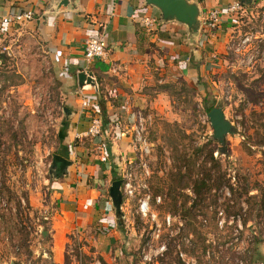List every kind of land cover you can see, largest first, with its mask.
Returning <instances> with one entry per match:
<instances>
[{
	"label": "rangeland",
	"instance_id": "1",
	"mask_svg": "<svg viewBox=\"0 0 264 264\" xmlns=\"http://www.w3.org/2000/svg\"><path fill=\"white\" fill-rule=\"evenodd\" d=\"M242 9L222 33L223 41L246 31L256 36L247 67L205 41L187 73L170 69L152 82L157 104L147 111L151 121L143 135L149 153H132L111 176L134 173L132 194L122 195V217L115 218L123 232L106 259L93 253L98 249L84 230L57 227L52 235L56 178L48 169L62 145L57 133L66 102L38 37L20 24L1 31L0 264H264V5L255 0ZM203 96L233 125L223 153L211 139ZM208 148L219 164L214 176L222 179L195 197L190 178ZM144 198L145 214L139 210Z\"/></svg>",
	"mask_w": 264,
	"mask_h": 264
},
{
	"label": "crops",
	"instance_id": "2",
	"mask_svg": "<svg viewBox=\"0 0 264 264\" xmlns=\"http://www.w3.org/2000/svg\"><path fill=\"white\" fill-rule=\"evenodd\" d=\"M188 1L197 3L201 19L206 9L230 0ZM15 7L33 12V19L20 25L31 31L29 35L35 34L44 46L50 65L56 70L59 95L67 105L60 106L64 118L58 133L63 128V153L58 154L67 158L66 153H71L67 158L70 165L64 175L52 182L56 206L50 213V230L54 237L57 227L66 232L84 230L85 240L98 249L93 253L106 259L111 244L123 232L107 196L109 180L123 160L133 158L129 116L118 107L119 99L129 97L131 107L143 111L155 108L157 102L149 93L152 82L161 81L163 73L170 69L180 68L187 73L205 41H215L214 48L219 53L227 34L222 33L223 28L230 19L214 32L201 24L197 32H192L176 20H161L158 9L145 4V0H0V18ZM145 13L159 19L150 32L139 23ZM4 29L0 23V35ZM98 33L106 44V56L87 61L82 56L83 41ZM78 72L90 76L93 84L79 86ZM102 103L104 124L99 111ZM90 114L101 119L102 132L98 137L85 134ZM113 114L121 119L109 123L107 119ZM117 251L120 252L113 250L114 255Z\"/></svg>",
	"mask_w": 264,
	"mask_h": 264
},
{
	"label": "built area",
	"instance_id": "3",
	"mask_svg": "<svg viewBox=\"0 0 264 264\" xmlns=\"http://www.w3.org/2000/svg\"><path fill=\"white\" fill-rule=\"evenodd\" d=\"M243 4L239 0H230L224 5H214L211 8L206 9L201 15V27L207 30L216 29L222 22L232 19V16L242 9ZM260 17L264 21V9L260 12ZM33 19V12L30 9L21 7H15L9 13L3 15L0 18V23L6 28L7 26H15L25 22H29ZM158 17L152 14H143L139 17V23L147 31H152L158 24ZM100 27V26H99ZM256 33V32H255ZM260 35V34H259ZM227 36V34H226ZM229 37V35H228ZM252 37L254 34L250 31H246L244 34L237 35L235 38L229 37L224 41L222 46V53L225 51L230 55H234L233 60L236 61L238 66L247 67L248 63L253 60L254 54L252 51ZM252 51V52H251ZM82 56L85 60L91 61L95 59H104L106 56V44L100 37L99 33L86 38L82 44ZM232 61H229L230 64ZM118 107L122 113L128 114L129 120V133H130V149L132 153H138L139 157L147 155L150 150V144L144 138V131L150 125L151 116L147 111H143L139 108L131 107V100L129 97L120 98L118 101ZM107 119L108 122H117L120 118L119 115L113 114ZM122 116V115H121ZM125 119V117H123ZM102 132L101 119L97 114H90L89 123L86 128L85 134L89 137H98ZM134 157V155H133ZM133 159V158H132ZM130 163V161H128ZM145 173L146 170H144ZM126 170L120 179V192L121 195L132 194V184L134 173ZM106 209V208H105ZM139 210L145 214L148 211L147 198H144L139 204ZM163 246L159 248L161 251ZM157 253V252H156ZM156 254L153 255L155 257ZM150 254L143 255L144 259L150 260ZM95 264H98L96 262Z\"/></svg>",
	"mask_w": 264,
	"mask_h": 264
},
{
	"label": "water",
	"instance_id": "4",
	"mask_svg": "<svg viewBox=\"0 0 264 264\" xmlns=\"http://www.w3.org/2000/svg\"><path fill=\"white\" fill-rule=\"evenodd\" d=\"M243 5H250L252 0H239ZM145 4L154 6L158 9L161 20H176L186 25L192 32H197L201 24L199 18L200 9L196 2L188 0H145ZM77 80L79 86L83 83L93 84L90 76L84 72H78ZM206 117L211 128V139L220 146L224 144V138L227 134H234L233 125L227 120L222 109L214 105L206 112ZM70 161L64 156L53 153L48 171L54 168V178L64 175ZM107 196L110 201L111 209L115 218L122 217L120 204L122 195L120 192V179H112L107 188ZM119 223V222H118ZM45 232H43L44 234Z\"/></svg>",
	"mask_w": 264,
	"mask_h": 264
},
{
	"label": "trees",
	"instance_id": "5",
	"mask_svg": "<svg viewBox=\"0 0 264 264\" xmlns=\"http://www.w3.org/2000/svg\"><path fill=\"white\" fill-rule=\"evenodd\" d=\"M203 104H204V111L207 112L210 108H212L214 106V102L210 101L207 102L205 96H203L202 98ZM219 106V105H217ZM100 113H101V117H102V124H104L106 122L105 119V111H104V106L103 103L100 106L99 109ZM62 136H63V128L62 130L58 133V139L62 140ZM210 139L206 142L209 143ZM205 146V144H203L201 147L198 148V150L200 151L202 149V147ZM218 151L220 153H223V148L222 146L218 147ZM58 153H63V150L60 146ZM184 161V160H183ZM208 163V165H204ZM218 160L214 159L212 156V150L210 148H208V150H206V155L203 159L202 164L200 165L199 168V172L195 175V177H191V191L194 194L195 197H200L205 191L210 189V186H218V183H220L221 179H222V175H215L214 174L218 171ZM212 171H213V179H211L212 176ZM190 177V176H189ZM114 179V178H112ZM121 222H120V227H121ZM121 232V230H120ZM101 260V259H100ZM101 264H104V262L101 260L100 261ZM179 264H183L182 262H178Z\"/></svg>",
	"mask_w": 264,
	"mask_h": 264
},
{
	"label": "flooded vegetation",
	"instance_id": "6",
	"mask_svg": "<svg viewBox=\"0 0 264 264\" xmlns=\"http://www.w3.org/2000/svg\"><path fill=\"white\" fill-rule=\"evenodd\" d=\"M50 172H51V173H52V172L54 173V168H53V169H51V170H50Z\"/></svg>",
	"mask_w": 264,
	"mask_h": 264
}]
</instances>
